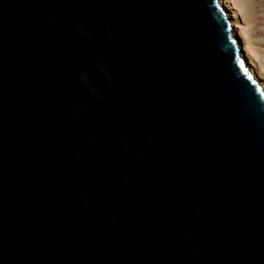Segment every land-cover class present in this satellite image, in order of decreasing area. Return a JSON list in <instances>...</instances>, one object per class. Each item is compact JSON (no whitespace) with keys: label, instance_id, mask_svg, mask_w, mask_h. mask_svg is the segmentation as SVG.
I'll return each instance as SVG.
<instances>
[{"label":"water","instance_id":"1","mask_svg":"<svg viewBox=\"0 0 264 264\" xmlns=\"http://www.w3.org/2000/svg\"><path fill=\"white\" fill-rule=\"evenodd\" d=\"M0 264H264V92L217 0H0Z\"/></svg>","mask_w":264,"mask_h":264},{"label":"bare ground","instance_id":"2","mask_svg":"<svg viewBox=\"0 0 264 264\" xmlns=\"http://www.w3.org/2000/svg\"><path fill=\"white\" fill-rule=\"evenodd\" d=\"M233 29L240 48V58L244 60L248 73L264 92V62L249 34L247 15L250 6L259 0H217ZM254 10V8H253Z\"/></svg>","mask_w":264,"mask_h":264},{"label":"rangeland","instance_id":"3","mask_svg":"<svg viewBox=\"0 0 264 264\" xmlns=\"http://www.w3.org/2000/svg\"><path fill=\"white\" fill-rule=\"evenodd\" d=\"M250 11L247 15L249 34L264 62V0L251 5Z\"/></svg>","mask_w":264,"mask_h":264}]
</instances>
